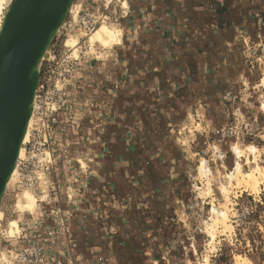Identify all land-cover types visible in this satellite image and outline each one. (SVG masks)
<instances>
[{
	"label": "rangeland",
	"instance_id": "374dc122",
	"mask_svg": "<svg viewBox=\"0 0 264 264\" xmlns=\"http://www.w3.org/2000/svg\"><path fill=\"white\" fill-rule=\"evenodd\" d=\"M73 1L80 4L79 15L82 6L91 7L97 0ZM102 4L116 19L106 21L119 31L116 45L105 49L96 44L90 49L77 22V47L70 45L66 26L49 44L48 58L70 55L76 70L64 94H49L58 109L50 133L55 161L42 175L45 183L29 186L18 180L3 192L0 264H17L14 254L27 243L24 235L25 240L34 236V224L38 230L34 237L45 248V264H264V179L255 189L246 184L229 189L231 227L217 231L213 239L207 231L211 205L218 210L224 205L219 192L223 175L236 161L249 170L245 163L249 146L257 149L264 177V0ZM168 13L176 16L175 24L185 33L180 39L192 48L186 53L192 68L185 71L197 81L185 86L187 95L174 103L175 108L173 102L162 103L176 109L179 118L168 116L159 131L135 139L147 161L139 167L144 174L130 179L128 186L125 173L118 176L122 179L118 184L97 182L109 156L107 127L124 112L117 100L132 92L125 80L141 70L134 67L149 53L138 42L141 36L133 39L132 34L168 30L172 26L161 18ZM123 36L131 44H122ZM202 44L206 52L197 49ZM132 61L137 64L132 66ZM234 146L244 150V156L238 159ZM202 160L211 175L210 194L198 174ZM25 189L37 197L38 206L31 215L24 213L18 237L9 239L4 230L18 217L14 203ZM43 193L49 196L40 198ZM62 215L65 230L47 236L46 228L57 229Z\"/></svg>",
	"mask_w": 264,
	"mask_h": 264
},
{
	"label": "crops",
	"instance_id": "0c3cea01",
	"mask_svg": "<svg viewBox=\"0 0 264 264\" xmlns=\"http://www.w3.org/2000/svg\"><path fill=\"white\" fill-rule=\"evenodd\" d=\"M168 14L169 16L161 15L162 20L169 21L166 24L172 26L168 30L145 31L143 29L141 34L139 31L132 34L133 39L141 36L142 39L138 42L149 53L147 57L145 56L146 59L136 63L137 65L135 61H132V66L136 65L134 68L139 67L141 70L132 71L130 77L126 78V86L132 92L123 93V96L117 100L116 105L121 104L124 112L122 114L119 112L113 124L107 127L110 133L107 140L109 156L103 162L104 166L99 178L96 179L97 182L109 181V184H118L117 180H122L118 176L125 173L128 176L124 183L128 186L130 179H138L144 174L139 167L143 163L147 164V161L140 156V142L135 139L140 140L139 137L142 135L159 131L163 128V123L168 116L179 118L176 109L165 108L162 103L173 102V108H175L174 103L179 104L187 95L185 86L197 81L193 73L185 71L192 68L186 55L192 48L186 44V41L182 42L180 39L182 32L174 22L176 16L173 13ZM125 43L127 42L123 36L122 44ZM202 47H204L203 44L200 47L197 46V49L206 52ZM119 165L121 170L117 167Z\"/></svg>",
	"mask_w": 264,
	"mask_h": 264
},
{
	"label": "water",
	"instance_id": "95a60500",
	"mask_svg": "<svg viewBox=\"0 0 264 264\" xmlns=\"http://www.w3.org/2000/svg\"><path fill=\"white\" fill-rule=\"evenodd\" d=\"M72 0H13L0 30V203L38 82L37 66Z\"/></svg>",
	"mask_w": 264,
	"mask_h": 264
},
{
	"label": "built area",
	"instance_id": "2783aa9c",
	"mask_svg": "<svg viewBox=\"0 0 264 264\" xmlns=\"http://www.w3.org/2000/svg\"><path fill=\"white\" fill-rule=\"evenodd\" d=\"M97 1L92 3L91 7L82 6L80 9L77 26L82 32H90L102 20L108 22L116 20L109 16V9L104 10L102 2L105 0H101L100 3ZM93 5L96 7L94 8ZM39 66L41 79L36 91L33 127L30 139L24 146L27 149L26 157L19 162L18 166L20 182L28 183L29 186H40L45 183L46 178H43L42 175L54 166L55 159L51 149L50 133L51 122L54 120L58 108L56 102H52V97H49V94L53 91L64 94L66 85L74 78L76 60L66 54L65 57H50L42 61ZM47 195V193H43L40 198L48 197L49 195ZM41 202L42 200H39V203ZM60 220L57 223V229L46 228L47 236L52 237L59 231L65 230L66 218L62 215ZM33 233L34 236L38 234L36 224L33 225ZM34 236L29 240H25L27 239L26 235L23 236V241H27V243L23 244L14 254V261L17 264H45L47 262L45 248Z\"/></svg>",
	"mask_w": 264,
	"mask_h": 264
},
{
	"label": "bare ground",
	"instance_id": "6f19581e",
	"mask_svg": "<svg viewBox=\"0 0 264 264\" xmlns=\"http://www.w3.org/2000/svg\"><path fill=\"white\" fill-rule=\"evenodd\" d=\"M11 2H12L11 0H0V30H1L2 25H3L5 14L9 8ZM79 6H80L79 3H78V5H75L74 1L73 0L71 1L70 6L68 7V9L66 11V14L63 18L62 23L57 28V30L55 31V34H54V35H56V33L61 28L66 26V30L69 34L68 36L71 39V43L70 42L69 43L72 47H77L79 42H80L79 34L75 33V24L78 21V18H77L78 9H77V7L79 8ZM122 6L127 8V3L123 2ZM69 17H72L71 22L67 21V18H69ZM114 28L108 26L107 22L105 20H102L90 32H88V33L82 32L80 34L84 35L85 43L90 47V49H93L96 44L99 45L100 47L106 49V48H110L112 45H116L117 40L119 39V37H118L119 31L117 29H114ZM50 42H51V40H50ZM50 42H49V44H50ZM49 44L45 48V51L40 58V61L45 60L49 57ZM63 57H65V56H63ZM40 61H39V63H40ZM37 68H38V66H37ZM37 72H38V82H37L35 92H34V96H33V100L31 103L30 117L27 121V125H26L25 131H24V135H23L21 144L19 146V150H18V154H17V158L15 161L14 167H13L9 177L7 178V181L5 184V189H7V187H9V185L11 183H13V182L15 183L19 180V177H20L19 171H18L19 170L18 169L19 162L26 157V150L27 149L24 146L26 145V143L30 139L31 130L33 127L36 91H37L38 83L40 80L39 79V69L37 70ZM262 82L264 85V81H262ZM262 108L264 109V103L262 104ZM247 150L249 151V153L246 154V158H245L246 162L245 163L247 164L249 170L244 171L241 164L239 163V161H236L233 170L228 172L227 174L223 175V177H222L223 183L219 186V190H220L219 192H221V196L224 197L223 198L224 199L223 200L224 205L223 204H222V206L220 205L221 206L220 210H218L213 204L211 205V218L209 219V221H210L209 226H207L208 227L207 231H208V234H209L211 239L214 238L217 231L221 230V232H225V231L229 230V228L231 227L228 223V215H227L228 208H229L228 205L230 204V199H229V193H230L229 191L230 190L229 189L233 188L234 186L235 187L239 186L241 184L250 185L253 189H255L258 186V184L264 179L263 173H262V167L256 161L257 149L254 146H249ZM232 151L238 159L240 157L244 156V154H245V151L242 150L241 148H239L238 146H234L232 148ZM198 170H199L198 174H200V178H203L206 180L205 193L210 194L212 190H211V186H210L211 180L209 179L210 178L209 176H211V175H210L209 169L203 165V160L201 161ZM12 186H13V184H12ZM17 198L18 199L14 203V208H15V211L18 213V217L16 219L9 220L7 223L6 230H4L6 232V234H5L6 237L9 239H13V238L18 237V235L20 233L19 222L22 220L24 213L28 212L31 215L34 212V210H36L35 208H36L37 203H38L37 197L31 191H29L27 189L23 190L22 193L20 194V196ZM43 199H45V198L43 197ZM2 219H3V213L0 209V220H2ZM3 259H5V257ZM5 261H6V259H5ZM6 262H9V261L7 260Z\"/></svg>",
	"mask_w": 264,
	"mask_h": 264
}]
</instances>
